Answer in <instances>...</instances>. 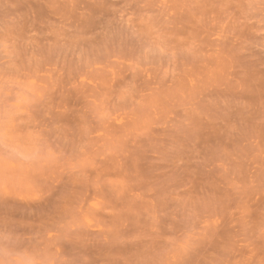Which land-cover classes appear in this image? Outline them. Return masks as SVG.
I'll return each instance as SVG.
<instances>
[{
    "label": "rangeland",
    "instance_id": "1",
    "mask_svg": "<svg viewBox=\"0 0 264 264\" xmlns=\"http://www.w3.org/2000/svg\"><path fill=\"white\" fill-rule=\"evenodd\" d=\"M0 264H264V0H0Z\"/></svg>",
    "mask_w": 264,
    "mask_h": 264
}]
</instances>
